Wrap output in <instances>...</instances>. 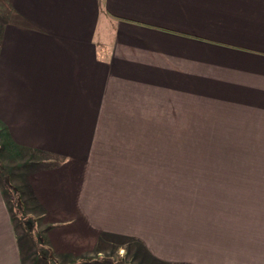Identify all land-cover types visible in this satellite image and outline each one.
<instances>
[{
    "label": "crops",
    "instance_id": "crops-1",
    "mask_svg": "<svg viewBox=\"0 0 264 264\" xmlns=\"http://www.w3.org/2000/svg\"><path fill=\"white\" fill-rule=\"evenodd\" d=\"M7 3L0 121L14 144L64 157L22 183L56 264L116 261L126 240L136 264H264V0ZM156 135H207L232 161H151ZM6 181L0 264H34Z\"/></svg>",
    "mask_w": 264,
    "mask_h": 264
},
{
    "label": "rangeland",
    "instance_id": "rangeland-1",
    "mask_svg": "<svg viewBox=\"0 0 264 264\" xmlns=\"http://www.w3.org/2000/svg\"><path fill=\"white\" fill-rule=\"evenodd\" d=\"M7 1L8 0H0V42L2 35L1 30L5 24L4 22L5 20H9L12 15ZM106 26V22L102 17L96 35V42L100 50L106 45L107 41L109 42L113 40V33H110ZM154 138H156V140L154 139L153 142V148L150 157L151 161H232L231 158H229V152L231 151L207 148V144L205 143V141H207V135H200V142L196 140V138L195 140L190 139L188 142L181 141L178 144H175L174 141H170L165 144L160 135H156ZM198 145L202 147L200 148ZM177 146L178 148H176ZM39 158L41 159V157H39V155H35L34 152L26 150L20 145L14 144L4 123L0 121V174H2L0 178L8 181H6V185H3V189L5 191V195L8 196V205L14 217L13 222L15 221L14 223H16L17 221V228L20 229L21 232L22 230L24 231L18 238L25 259L26 261L32 260L34 264H43V261H45V264H56L54 257L51 256V252L45 248L47 241L44 232L40 230L41 227L39 226V221L32 217L34 215L31 216L30 212L33 211L32 209H29L27 204V201L29 200L30 204L32 205V200L28 199L27 197V194L29 193L27 188L28 182H25V186L22 184L25 180V176L23 174L28 175L31 172L29 170L35 169V167H37V165L33 166L34 163L31 161H36ZM171 168L180 167H172L171 165L162 166V169ZM7 183H9V185ZM23 196H26L25 199L28 200L26 201ZM22 216H26V219L22 220ZM124 242L126 248L125 251L120 250L119 248L121 247L114 248V254H117L118 257L121 256L120 259L112 261L110 258H103L98 261L96 260V263L123 264L122 261L124 260L126 264H136L140 257L142 258V252L140 251L141 249H139V247L136 245L137 243L132 241L128 242V240ZM29 244H31L33 247V253L31 252V249L28 251ZM27 254H31V256ZM44 256H46V258ZM123 257H125V259H123ZM143 259L146 260L145 257H143ZM66 263L71 264L72 262L64 260L62 263L60 262V264ZM72 264H94V262L87 263L86 261H78L73 262ZM143 264H147V260L146 262H143ZM157 264L165 263L159 262Z\"/></svg>",
    "mask_w": 264,
    "mask_h": 264
},
{
    "label": "trees",
    "instance_id": "trees-1",
    "mask_svg": "<svg viewBox=\"0 0 264 264\" xmlns=\"http://www.w3.org/2000/svg\"><path fill=\"white\" fill-rule=\"evenodd\" d=\"M31 152H34L35 155H39V157H41V159L39 158L36 161H31L34 163L33 166L37 165L35 169H39V168L46 169L50 167H56V166H60L64 162V157L62 155H58V154L50 155L48 152L41 151V150H36V151H31ZM94 264H100V263H94Z\"/></svg>",
    "mask_w": 264,
    "mask_h": 264
}]
</instances>
